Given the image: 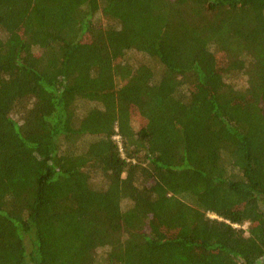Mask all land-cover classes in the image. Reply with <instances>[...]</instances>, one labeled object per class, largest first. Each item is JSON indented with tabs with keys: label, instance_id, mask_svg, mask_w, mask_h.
<instances>
[{
	"label": "trees",
	"instance_id": "trees-1",
	"mask_svg": "<svg viewBox=\"0 0 264 264\" xmlns=\"http://www.w3.org/2000/svg\"><path fill=\"white\" fill-rule=\"evenodd\" d=\"M0 264H264V0H0Z\"/></svg>",
	"mask_w": 264,
	"mask_h": 264
},
{
	"label": "rangeland",
	"instance_id": "rangeland-1",
	"mask_svg": "<svg viewBox=\"0 0 264 264\" xmlns=\"http://www.w3.org/2000/svg\"><path fill=\"white\" fill-rule=\"evenodd\" d=\"M102 20V22H105V19H101ZM246 226H244V228H245Z\"/></svg>",
	"mask_w": 264,
	"mask_h": 264
},
{
	"label": "built area",
	"instance_id": "built-area-1",
	"mask_svg": "<svg viewBox=\"0 0 264 264\" xmlns=\"http://www.w3.org/2000/svg\"><path fill=\"white\" fill-rule=\"evenodd\" d=\"M115 139H117V140H118V139H119V137H118V136H115Z\"/></svg>",
	"mask_w": 264,
	"mask_h": 264
}]
</instances>
